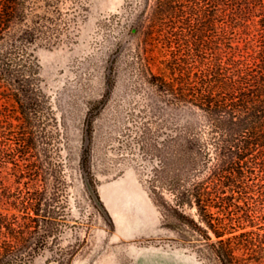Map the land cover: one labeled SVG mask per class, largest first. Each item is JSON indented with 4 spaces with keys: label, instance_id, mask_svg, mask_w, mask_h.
<instances>
[{
    "label": "trees",
    "instance_id": "obj_1",
    "mask_svg": "<svg viewBox=\"0 0 264 264\" xmlns=\"http://www.w3.org/2000/svg\"><path fill=\"white\" fill-rule=\"evenodd\" d=\"M69 1L71 18L63 11ZM84 10L85 0H0V264H21L13 259L45 244L38 228L47 235L65 221L47 197L57 166L51 150L26 158L41 152L43 127L56 120L35 48L63 42ZM137 23L135 71L167 104L195 115L166 117L158 130L155 123L143 127L139 137L159 160L151 179L156 202L197 237L200 256L264 264V228L237 233L233 226L264 223V0H144ZM13 129L20 131L16 149L25 163L7 157L6 179L2 137L10 140ZM86 179L100 199L89 170ZM225 218L228 226L221 227Z\"/></svg>",
    "mask_w": 264,
    "mask_h": 264
},
{
    "label": "rangeland",
    "instance_id": "obj_2",
    "mask_svg": "<svg viewBox=\"0 0 264 264\" xmlns=\"http://www.w3.org/2000/svg\"><path fill=\"white\" fill-rule=\"evenodd\" d=\"M205 3L204 9L213 10L211 3ZM143 6L144 0H85L83 14L63 42L36 46L42 88L56 120L43 127L41 152L33 151L26 158L32 162L37 156L42 158L44 149L51 150L57 166L48 180L47 197L55 201V216L65 221L47 235L45 227L38 228L36 238L45 244L32 256L21 254L13 261L217 264L200 256L197 237L184 233L175 219L166 218L151 192L159 160L139 137L143 127L155 123L153 130H158L166 117L181 121L195 115L185 106L167 104L135 71L130 49ZM63 11L73 17L70 1ZM151 69L157 72L158 65ZM9 133L10 140L2 137V177L6 179L9 175L3 164L8 163L7 157L25 163L16 149L19 129ZM49 140L53 144L45 145ZM88 170L100 199L87 184ZM222 222L221 227L228 226L226 218ZM233 226L239 233L263 229L264 223L254 228L235 221Z\"/></svg>",
    "mask_w": 264,
    "mask_h": 264
},
{
    "label": "water",
    "instance_id": "obj_3",
    "mask_svg": "<svg viewBox=\"0 0 264 264\" xmlns=\"http://www.w3.org/2000/svg\"><path fill=\"white\" fill-rule=\"evenodd\" d=\"M133 31H136V27L134 28V30Z\"/></svg>",
    "mask_w": 264,
    "mask_h": 264
}]
</instances>
